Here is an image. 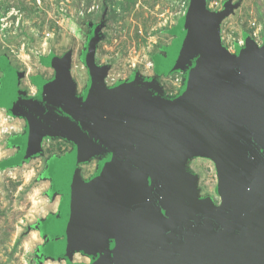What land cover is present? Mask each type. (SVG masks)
Returning a JSON list of instances; mask_svg holds the SVG:
<instances>
[{
	"label": "water",
	"instance_id": "obj_1",
	"mask_svg": "<svg viewBox=\"0 0 264 264\" xmlns=\"http://www.w3.org/2000/svg\"><path fill=\"white\" fill-rule=\"evenodd\" d=\"M189 0L173 44L168 75L185 73L167 98L155 80L137 76L108 88L106 67L89 66L82 97L70 76L71 55L27 97L12 72L10 116L25 120L27 159L45 139L73 150L51 171L63 195L48 234L52 260L89 264H264V43L232 54L220 25L235 6L210 12ZM17 75V76H16ZM104 157L85 181L79 166ZM213 162L218 206L198 196L190 159Z\"/></svg>",
	"mask_w": 264,
	"mask_h": 264
},
{
	"label": "rangeland",
	"instance_id": "obj_2",
	"mask_svg": "<svg viewBox=\"0 0 264 264\" xmlns=\"http://www.w3.org/2000/svg\"><path fill=\"white\" fill-rule=\"evenodd\" d=\"M226 3L235 9L220 25L223 47L234 54L245 46L244 37L262 45L264 0H207L206 5L210 12L218 13ZM188 5L189 0H0V52L21 65L29 64L40 53H53L58 58L69 53L70 76L78 97L84 95L90 81L88 68L95 63L108 69V88L137 76L155 80L167 98H174L183 87L181 76L166 74L158 80L157 75L162 73H156L153 63L161 69L170 61L180 33L177 25ZM101 20L102 25L92 26ZM4 126L5 117L0 113V143L6 132ZM53 140H59V145H50V171L55 161L73 150L71 143ZM103 158L80 165L81 178L89 181L94 177ZM186 169L197 177L198 196L209 198L218 206L213 162L196 157L187 162ZM38 170L39 164H30L0 172V264H66L63 260H39L41 253L36 251V237L31 232L38 231L44 239L49 219L58 216L63 197H50L40 182L43 179L40 180ZM41 221L47 223L38 230L29 229ZM49 247V253L56 252L55 244L49 243ZM90 261L75 254L72 263Z\"/></svg>",
	"mask_w": 264,
	"mask_h": 264
},
{
	"label": "crops",
	"instance_id": "obj_3",
	"mask_svg": "<svg viewBox=\"0 0 264 264\" xmlns=\"http://www.w3.org/2000/svg\"><path fill=\"white\" fill-rule=\"evenodd\" d=\"M57 59L59 58L53 53H40L29 63L30 65H21L16 63L8 54L0 52V113L5 117L4 128H6L3 140L0 143V172L16 170L23 165L39 164V178L40 180L43 179L40 182L46 186V191H48L51 182V171L48 168V161L51 159L52 154H48V151L51 148L50 145L55 144L58 146L57 142L59 140L45 139L42 142L43 156L28 160L25 139L27 125L25 120L9 116L10 114L6 108V89L12 81V72L14 71L22 75L18 80V89L24 92L27 97L37 96L39 94L40 83L53 79L54 65ZM160 72L162 73L160 78H163V75L168 73V69L163 66ZM53 191L55 190L53 189ZM31 233L36 237V251H40L41 253L39 260L54 257L55 254H51L47 250L50 248L49 243H51L48 231H44L46 235L44 239L40 237L38 231Z\"/></svg>",
	"mask_w": 264,
	"mask_h": 264
},
{
	"label": "trees",
	"instance_id": "obj_4",
	"mask_svg": "<svg viewBox=\"0 0 264 264\" xmlns=\"http://www.w3.org/2000/svg\"><path fill=\"white\" fill-rule=\"evenodd\" d=\"M103 24V21L101 20L98 24H97V26H99V25H102ZM92 26H96V25H92ZM179 26V28H180V31L179 32H181L182 31V19H180L179 20V22H178V25H177V27ZM179 35V34H178ZM178 35H177V37H178ZM101 39H99V41H100ZM98 41V42H99ZM243 41H244V44L248 41V38L247 37H244V39H243ZM94 54H95V52H94ZM81 54H79V59L81 58V56H80ZM155 60H156V58H155ZM154 64V68H155V70H156V73H160V66H158L159 67V69L158 68H156V63H153ZM183 82H184V76H183V78H182V85H183ZM182 85H181V87H182ZM10 116V115H9ZM39 155H40V153L37 155V157H39ZM26 162H29V161H26ZM21 166V165H20ZM53 189H54V186L52 185L51 186V193H50V197L52 198L53 196H55L56 195V193L53 191ZM41 223H47V221H41V222H39L38 223V225H34V226H31L29 229L30 230H38L39 229V227H40V224ZM43 235V234H42ZM44 236H45V234H44ZM42 260H44V259H42Z\"/></svg>",
	"mask_w": 264,
	"mask_h": 264
},
{
	"label": "flooded vegetation",
	"instance_id": "obj_5",
	"mask_svg": "<svg viewBox=\"0 0 264 264\" xmlns=\"http://www.w3.org/2000/svg\"><path fill=\"white\" fill-rule=\"evenodd\" d=\"M176 74H177V75H180V76H181V79H182L183 76L185 77V73H178V72L172 74L171 76L176 75ZM161 76H162V75H161ZM161 76H158V75H157L158 78L161 77ZM179 86H180V85H179ZM106 158H107V156H104V158L99 162V165H98V167H97V171H98V169H99V167H100L101 162H102L104 159H106ZM52 185H53V183H52V181H51L47 193L51 192V186H52ZM49 194H50V193H49ZM57 196H58V195H57ZM58 197H59V196H58ZM60 199H61V201H62L63 197H62V198L60 197ZM60 205H61V203H60ZM60 205H59V207H58V209H57L58 212H59V209H60ZM57 210H56V211H57ZM43 225H44L43 223L40 224L41 227H43Z\"/></svg>",
	"mask_w": 264,
	"mask_h": 264
}]
</instances>
